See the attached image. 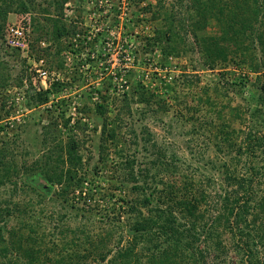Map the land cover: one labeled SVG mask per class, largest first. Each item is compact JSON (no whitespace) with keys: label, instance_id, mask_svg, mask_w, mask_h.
Instances as JSON below:
<instances>
[{"label":"rangeland","instance_id":"obj_1","mask_svg":"<svg viewBox=\"0 0 264 264\" xmlns=\"http://www.w3.org/2000/svg\"><path fill=\"white\" fill-rule=\"evenodd\" d=\"M108 1L114 4V8L105 11L110 16L105 20L101 18L97 22L100 24V29H97L94 21H90L88 14L92 7L97 8L100 6L99 4L105 6L104 0H70L69 3L67 2L68 5L63 7V13L65 9L67 16H70L64 21L76 22L78 31L94 35L97 30L109 29L108 33L103 31V35H99V42L94 48V50L100 49L99 54L102 51V58L97 52H88V48L84 49L82 44L74 42L72 38L68 37L61 38L59 43L66 47L58 55L55 53L56 41H46V36H43L39 44L34 43L31 19L34 18L41 22L47 31L51 26V21L42 20V11L37 7L30 9L25 14L30 25L27 55L16 51L11 52L0 44V62L4 64L5 69L1 70L8 72L12 81L16 77L24 78L23 83L18 87H15L11 82L12 85L0 89L1 154L11 168L16 166L19 171L17 175L12 172L14 179L18 180L15 188H12L11 184L0 188L2 201L0 205H7L3 201L6 200L13 210L11 215L0 223V226L7 230L13 229L26 236L28 229L22 224L36 223L37 233L42 238V247L51 248V244L56 245V253L50 252L48 256L55 257L56 254H59L63 257L72 256V259L74 256H78L75 259L78 261L76 264H109L108 261L113 259L117 252L129 246L130 234H133L134 211L138 209L143 212V209L138 206L133 212L126 211L127 206L120 200L121 198L128 200L139 193L131 189L134 185L144 186L141 194L154 192L153 196L157 197L162 194L159 191L165 189L167 182L170 183L174 180L179 182L178 176H185L192 180L193 188L197 189L200 186L206 196L205 202L200 205V209L205 213V219L202 220L201 225L211 222L210 220L214 219L213 217L221 211V198L225 190L232 188L224 182L221 165L224 163L232 166L230 168H233L238 176L240 173L244 174L243 170L248 164L249 156L244 154L247 143H244V134L242 133L247 132L249 126L257 124L254 129L264 134V125L261 126L260 120L256 121V118L250 114L253 109L261 108L252 100L258 92L255 87L250 86L255 75L248 72L247 65L239 66L237 64V55L232 53L230 60L227 62L217 61L212 67L205 65L203 57L193 41L187 21L184 27L186 30L185 39L191 47L185 52L178 56L164 58L158 47L152 48L148 52L142 51L144 37L151 34L153 28L161 29L159 20L152 18L149 11L141 9L146 4H155V0H144L143 2L125 0L123 2L127 3L126 5L118 4V0ZM35 3H41L43 8L46 7L44 0H38ZM188 3L189 0H166L165 4H168L167 7H173L172 12L180 11L185 16V6ZM116 5H119L121 9L118 10ZM20 15L22 14L10 13L6 23L15 22L20 17H25V15ZM215 23L210 18L203 30L197 31V34H216L218 30ZM71 42L73 45L69 48ZM31 45H33L32 49ZM46 48L49 49L46 52L43 51ZM87 53L90 56H87ZM59 62L61 66H59ZM102 67L119 69L120 76L117 78L118 81L120 80L119 84L111 82L117 86V91L124 90L125 94H129L131 88L140 84L152 91L157 100H155L156 103L149 106L138 103L130 104L132 117L128 119L127 116L121 125V133H119L122 142L116 147L107 144L109 148L103 155L106 160L100 162L97 150L100 142L99 131L98 129L93 131V128L100 127L101 118L88 119L87 113L82 110V104L92 108L94 104L100 102L96 93L101 88L102 91L104 90L103 85L106 81V79L101 81ZM121 68H123L122 72ZM36 70L46 72L49 79H53L52 83L58 81L67 85L60 92L49 94L47 103L30 107L28 104L32 105L37 102L35 96L39 89H43ZM185 78L190 81L184 82ZM239 80L247 82L238 93L235 90L236 87L231 89V82ZM225 83L229 85L225 86ZM123 85H125L124 89H121ZM214 86L219 91L224 87L227 95H216L213 92ZM206 88L209 91L207 93L210 96L211 105L203 101L205 95L202 92ZM114 91L115 89L111 87L105 93L108 99L113 98L111 100L113 104L108 106L107 117H111L108 113L115 112L121 104L119 97L113 96ZM223 99L225 100L223 102L230 103L231 108L241 106L243 110L241 118H231L229 108L224 109L223 112L224 118L231 122V128L239 129L241 132L239 136L233 135L232 150L219 142V138H215L214 128L218 124L216 118L213 120L214 117H212L211 124L205 126V122L211 118L210 113L215 112L216 108L218 109V105L223 103ZM261 110L264 111V109ZM62 111H64V118L69 116L71 118L68 126H71L77 118L88 123V129L84 134L77 130L73 133L80 141V152L84 161V170H81L80 173L81 176H84L85 181L80 187L81 190L76 188L75 193L67 196L68 202L63 203L61 197L56 196V191L60 189V186L56 185L54 188H47L49 196L42 198L40 203L34 204V208L29 211L28 216L14 211L12 203H18L21 207L27 203L30 197L33 199V203L35 198L40 199L28 187L20 184L18 178L26 174L24 170L26 167L34 166L35 168L40 164L45 165L49 152H51L49 153L50 157L54 160L56 152L53 150V146L55 143L60 142L62 146H65L69 131L68 128L62 127L63 119L59 116ZM81 116H84L85 119ZM50 121L54 123L50 124ZM48 126L51 135H45V128ZM216 142L219 143L216 145ZM237 147H240L241 155L239 156L236 153ZM115 150L117 152L121 150L122 154L119 155ZM162 151L166 154L164 161L170 163L168 160L171 159V156L174 157L173 163L181 170L180 172H175L173 167L167 172L158 171V167H152V161ZM254 154L258 156L254 159V164H260L264 156L260 157L257 151ZM124 158L134 161L135 180L117 178L122 172L120 167ZM54 164V162L50 163L46 167L49 169ZM66 167L67 163H65ZM39 183L46 184L42 179H39ZM251 190L253 195L264 194V178L262 176L252 182ZM72 204L75 208L83 207L86 211H76L72 209L74 207L70 208ZM88 207H90V211L87 210ZM177 216L180 217L179 214ZM248 220H251V216L247 217L246 222ZM71 230H74L75 233L67 234L64 237V231L69 233ZM80 230H83L84 233L80 234ZM216 232L222 240V251L213 249L214 247L210 246L209 241H207L208 245H204L203 241L199 242L200 248L203 245V248L207 250L206 264H239L240 261L234 254L235 251L228 240L227 233L223 232L221 226ZM84 235H87L91 242H81V244L75 238ZM71 239L74 240V243ZM96 245L98 246L94 250L93 247ZM257 245L259 244L257 243ZM146 247L151 248V245L140 239L137 249L141 250ZM147 252H143V254L145 255ZM257 252L259 257L264 260V249L258 246ZM102 255H104L103 259L100 258ZM70 262L73 263V261Z\"/></svg>","mask_w":264,"mask_h":264},{"label":"trees","instance_id":"obj_2","mask_svg":"<svg viewBox=\"0 0 264 264\" xmlns=\"http://www.w3.org/2000/svg\"><path fill=\"white\" fill-rule=\"evenodd\" d=\"M35 1L38 0H0V40L3 38L4 30L8 24L6 20L10 13L25 15L30 9L37 7L42 11V20L51 21V26L50 30L47 31L41 22L32 18L30 25L34 43L39 44L43 36H46V41H56L57 48L55 53L58 55L66 47V45L59 43L61 38L68 37L72 38L74 42L82 44L83 48L86 46L89 49L88 52H97L100 57V49L94 50V48H96V43L99 42L98 37L103 35V31L108 33V28L97 30L94 35L90 34L92 35V39L87 41L84 36L86 32L78 31L79 28L76 22L72 20L69 22L64 21L63 7L70 0H44L46 3L45 8H43V4L35 3ZM143 1L140 0V2ZM165 3L166 0H155V4H146L145 7L141 8L149 11L152 15L151 17L158 19L161 25V29L153 28L151 34L144 37L142 51L148 52L152 48L158 47L164 58L178 56L180 53L185 52L186 49L191 47H189L185 39L186 30L184 27L187 21L193 41L197 46V50L202 55L205 65L212 67L217 61L227 62L230 60L231 54L234 53L238 57L236 60L237 64L239 66L247 65L248 72L255 75L254 81L250 83V86L255 87L258 92L257 96L252 98V100L256 105H260L261 108L257 110L253 109L250 114L256 118V121L260 120V125L263 126L264 111L261 109H264V0H189L188 5L185 6V16L180 11L172 12L173 7H167L168 4L166 5ZM108 14L105 13V15L99 16L94 20L97 29L101 28L97 22L101 18L105 20V18L110 16ZM112 16L114 17L115 14L113 13ZM210 18L216 22L217 33L214 35L197 34V31L200 30L201 32L203 30ZM72 45L71 42L69 48ZM32 47L33 45H31V49ZM48 49L46 48L43 51L46 52ZM256 53H258V56H256ZM87 56H90L89 53H87ZM3 65L0 62V89L12 85L11 82L14 83L15 87L20 86L24 78L16 77L14 81L10 80V74L2 71L4 69ZM59 66H61V63ZM103 68L105 67H102L100 72L102 77L105 75ZM188 81L190 80L184 79V82ZM111 82L112 80L110 79L106 80L103 85L104 90L102 91L101 88L96 93L100 101L98 104H94L92 108L86 104H82V110L87 113L86 117L88 119L101 118L100 127L93 128V131H97V129L99 131L100 142L97 150L100 162L106 160V157L103 155L109 148L107 144L116 147L122 142L119 133H121V125L127 116L128 119L132 117L130 115V104L138 103L149 106L152 103H156L155 100H157L152 91L140 84L131 88L129 94H125L124 90L117 91V86L111 84ZM246 82L242 80L238 82L232 81L231 89L236 87L235 90L239 93L244 88L243 85ZM65 85L67 84L56 81L51 83L47 89H39L37 96H35L37 102L32 105L28 104V106L35 107V105L47 103L49 94L60 92ZM224 85L228 86L229 84L226 85L225 83ZM124 86L121 88L124 89ZM111 87L115 89L113 96L119 97L121 104L115 112L108 113L111 117H107L108 106L111 103L113 104L111 101L113 98L108 99L105 93ZM207 92H209L207 88L203 89L202 93L205 95L203 101L211 105L210 96ZM213 92L218 96L227 95L224 87L219 91L214 86ZM120 93L121 95H119ZM223 101L225 100L223 99ZM218 106V109L216 108L215 110L216 106L214 104L215 112L212 111L210 113L211 118H209L208 122H205V126L211 124L212 117H214L213 120L216 118L218 124L214 128L216 131L215 138H219V142L232 150L234 146V142H232L234 140L233 135L239 136L241 132L239 129L235 130L231 128V122L227 118H224L223 112L224 109L229 108L231 118H241L243 110L241 106L231 108L229 102H223ZM63 112L59 114L63 119L62 127L64 129L68 128L69 131L65 146H62L60 142L55 143L53 146V150L56 152L54 160L50 157L49 153L51 152H49L46 157V163H44L45 165L40 164L35 168L34 166L26 167L24 169L26 174L18 178L20 184L28 187L40 199L35 198V202L33 203V199L30 197L28 199L29 202L27 200V203L21 207L18 203H12L14 211L28 216L29 211L34 208V204L40 203L42 198L49 196L48 189L54 188L56 185L60 186V189L56 191V196L61 197L63 203L68 202L67 196L75 193L76 188L80 189L82 183L85 181L84 176H81L80 173L81 170H84V161L80 152L81 145L78 137L73 133L77 130L84 134L88 129V123L81 121V118H77L71 126H68L71 118L70 116L64 118ZM81 117L84 118V116ZM52 123L54 122L50 121V124ZM255 127H257V124L249 126L247 132L242 133L244 134V143H247L244 148V154L249 156L247 159L248 164H246L243 170L244 174L240 173V176H238L233 171V168H230L232 166L225 165L224 163L221 165L224 182L228 186H232V188L225 190L221 198V211L209 223L201 225L202 220L204 221L205 219V213L200 209L201 203L205 202L206 199L204 190L200 186L197 189L193 188L192 185L194 184L192 180L185 176H178L180 178L179 182L175 180L170 183L167 182L165 189L159 191L162 194H159L157 197L153 196L154 192L141 194L140 192L144 188L143 185L131 187L133 191L139 193L128 200L121 198L120 201L127 206L126 211L133 212L139 206L143 209V212L138 209L134 211L133 218L135 220L132 227L133 234H130V244L127 248L117 252L108 263L206 264L207 259L205 254L207 250L203 248V245L200 248L199 242L203 241L204 245H208L207 241H209L210 246L213 245V249L222 251V240L216 232L221 226L223 232L227 233L228 240L235 251L234 254H236L240 261L239 264H264V260L259 257L257 252L258 246L264 249V194L261 196L253 195L251 190L253 181L260 176L264 178V158L260 164H254V159L258 157L257 154H254L255 151L258 152L260 157L264 156V134L254 129ZM45 129V135H51L49 126ZM219 142H216V145ZM1 153L2 150L0 149V188L7 184H11L12 188H15L17 185L16 181L18 180L14 179L12 172L17 175L19 171L16 166L11 168L8 161L3 159ZM117 153L121 155L122 151L120 150ZM164 153L162 151L158 154V157L152 161V167H158V171L165 172L173 167L175 172H180L181 170L173 163V156L168 160L170 163L164 161L166 157ZM236 153L238 156L241 155L240 147H237ZM53 162L55 164L48 169V165ZM65 163H67L66 168ZM133 166L134 161L132 159L124 158V162L120 167L122 172L117 178L123 177L124 180H135ZM144 176L147 177L146 174ZM39 179H42L46 184H40ZM3 201L7 205H0V223L6 217H9L13 211L8 202L6 200ZM72 207H74L73 204L70 208ZM89 208L87 209L88 211H90ZM72 209L79 212L86 211L83 207H74ZM248 216H251V220L247 221L249 224L246 222ZM180 219L181 221H178ZM22 225L28 229L26 236L13 229L7 230L3 226H0V264H46V262H49V264H76L78 262L75 260L78 256H74V259L71 258L72 256L63 257L59 254H56L55 257H49L48 253H56V245L51 244V248L42 247L43 242L41 236L37 233V224ZM74 233V230H71L69 233L64 231L63 235L65 237L67 234L73 235ZM83 233L84 231L80 230V234ZM75 238L80 243L91 242L87 235ZM140 239L141 241L148 242L151 248L146 247L138 250L137 246ZM71 241L74 243V240L71 239ZM97 246L93 247V249L95 250ZM146 251L148 252L144 255L143 252L146 253ZM103 257L104 255L100 258L103 259ZM70 261H73V263Z\"/></svg>","mask_w":264,"mask_h":264},{"label":"built area","instance_id":"obj_3","mask_svg":"<svg viewBox=\"0 0 264 264\" xmlns=\"http://www.w3.org/2000/svg\"><path fill=\"white\" fill-rule=\"evenodd\" d=\"M123 1H125V0H118L117 3L120 5H126L127 3L123 2ZM108 2H109L108 0H104L105 6H101V4H99L100 6H98L97 8L92 7L90 9V13L88 14L90 21H94L99 16H102V14L105 15V11H108V10L110 11L114 8V6H113L114 4L111 2H109V3ZM68 3H66L64 6L66 7V5H68ZM115 7H117L118 10L121 9V7L119 5H116ZM100 11L101 12L104 11V12L101 13ZM63 16L65 19L67 17H70V16H67V14L65 13V9H64ZM94 23H95V21H94ZM29 28H30L29 19L26 17H20L17 21L8 23L6 25L5 30H4L3 38L0 40V44L5 49H7L11 52L16 51V52L25 54V56H26L27 53L29 52V50H28L29 49V44H28ZM91 34L93 35V33H91ZM92 35H90V33H89V34L84 35V36L86 37L87 41H90L92 39ZM100 58H102V53L100 55ZM36 61H38V60H36ZM103 69L105 70V75L103 77L101 76L102 80H104L106 78V80L110 79V80H112L113 83L119 84L120 80L118 81V79H117L120 76L118 68L109 67V68H103ZM120 71L122 72L123 68H121ZM36 73L40 79L39 83H41V88L46 89L47 87H49V85L52 83L53 79L52 78L49 79L48 74H46V72H44V71L36 70Z\"/></svg>","mask_w":264,"mask_h":264},{"label":"clouds","instance_id":"obj_4","mask_svg":"<svg viewBox=\"0 0 264 264\" xmlns=\"http://www.w3.org/2000/svg\"><path fill=\"white\" fill-rule=\"evenodd\" d=\"M84 33H85V31H84ZM85 35H87V32L85 33ZM84 48L86 49L87 47H86V46H84Z\"/></svg>","mask_w":264,"mask_h":264}]
</instances>
